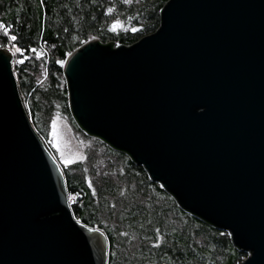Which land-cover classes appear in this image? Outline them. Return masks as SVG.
<instances>
[{"label":"water","instance_id":"water-1","mask_svg":"<svg viewBox=\"0 0 264 264\" xmlns=\"http://www.w3.org/2000/svg\"><path fill=\"white\" fill-rule=\"evenodd\" d=\"M131 45L92 38L60 65L75 122L264 264V0H168ZM3 52V49H0ZM0 57V264H108Z\"/></svg>","mask_w":264,"mask_h":264},{"label":"trees","instance_id":"trees-1","mask_svg":"<svg viewBox=\"0 0 264 264\" xmlns=\"http://www.w3.org/2000/svg\"><path fill=\"white\" fill-rule=\"evenodd\" d=\"M167 1L0 0V23L22 49L15 70L34 127L44 131L53 112L72 115L60 61L92 38L131 45L155 32ZM117 19L122 26L113 31ZM0 42H8L2 28ZM93 141L87 159L64 174L74 216L108 237V264H236L248 256L227 231L184 211L126 153Z\"/></svg>","mask_w":264,"mask_h":264},{"label":"rangeland","instance_id":"rangeland-1","mask_svg":"<svg viewBox=\"0 0 264 264\" xmlns=\"http://www.w3.org/2000/svg\"><path fill=\"white\" fill-rule=\"evenodd\" d=\"M14 59V71L17 77V72L15 70L18 65L15 63L17 60L16 55ZM20 93L24 104H27L28 96L22 91H20ZM36 130L63 172L66 167H71L78 161L86 160L88 152L96 147L95 141L93 140H98L87 136V134L79 128L72 115L69 117L57 112H53L48 121L45 122L44 131L39 132L38 128ZM57 145H59V147H57ZM99 150L101 153L102 150L100 148ZM61 152L64 153L63 156H61ZM66 159L72 162L65 163ZM237 263L240 262L238 261Z\"/></svg>","mask_w":264,"mask_h":264},{"label":"snow or ice","instance_id":"snow-or-ice-1","mask_svg":"<svg viewBox=\"0 0 264 264\" xmlns=\"http://www.w3.org/2000/svg\"><path fill=\"white\" fill-rule=\"evenodd\" d=\"M123 3L125 4H129V3H132V0H122ZM108 12H111L112 11V8H109L107 9ZM131 19V18H129ZM122 26V22L117 19V20H113L112 21V25H111V28L113 31H116L119 27ZM11 26H5L3 23H0V28L3 29V35L4 37L7 38V43H4V42H0V49H3V52H0V57H2V59L7 62L9 57L7 55H5V53H11L13 56H15L16 54L18 53H21L22 52V49L20 47H18L15 43H12L14 41H17V36L16 35H9V28ZM132 31H136V28H132L131 29ZM9 44L11 46H9ZM33 52H35L36 50L35 49H32ZM15 63L17 64H20V63H23V60H16ZM60 63H63V61H60ZM57 147H59V145H57ZM64 153L61 152V156H63ZM72 161L71 160H65V163H71ZM71 198V197H69ZM159 231V230H157Z\"/></svg>","mask_w":264,"mask_h":264},{"label":"built area","instance_id":"built-area-1","mask_svg":"<svg viewBox=\"0 0 264 264\" xmlns=\"http://www.w3.org/2000/svg\"><path fill=\"white\" fill-rule=\"evenodd\" d=\"M16 56H17V54H16ZM14 58H15V56H14ZM14 60H15V59H13V67H14ZM248 255H249V254H248Z\"/></svg>","mask_w":264,"mask_h":264}]
</instances>
